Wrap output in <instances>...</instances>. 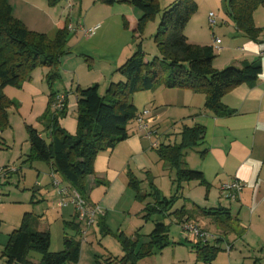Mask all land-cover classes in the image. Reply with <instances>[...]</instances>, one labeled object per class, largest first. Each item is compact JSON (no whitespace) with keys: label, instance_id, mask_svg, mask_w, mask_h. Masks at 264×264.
<instances>
[{"label":"crops","instance_id":"obj_1","mask_svg":"<svg viewBox=\"0 0 264 264\" xmlns=\"http://www.w3.org/2000/svg\"><path fill=\"white\" fill-rule=\"evenodd\" d=\"M6 1L14 18L29 31L53 39L58 30L67 26L69 35L66 53L60 58L58 77L51 87L46 82L48 69L43 67L35 69L20 88H4L3 93L16 106L11 109L16 111L17 118L14 124V115L9 109V128L0 134L3 142L0 147L6 149L5 152L0 149V167L10 164L12 159L29 163L26 161L30 150L27 127L34 128L39 136L47 139L48 117L44 119L43 115L51 94L66 97L67 108L58 123L68 134H76V90L97 85L99 94L104 96L111 83L124 81L117 69L136 51L140 41L137 22L141 17V12L128 2L107 5L99 0L94 1L81 18L83 0H79L78 16L75 18V0H65L66 5L62 9L59 4L49 7L46 0ZM175 1L163 0L162 8H168ZM202 3L204 7L198 4V12L184 30L189 43L211 46L216 70L239 68L244 62L260 63L262 70L259 79L252 86L239 85L222 97L221 103L230 112L224 116H216L205 109L203 94L187 90L160 87L132 96L131 102L137 113L149 110L148 120L158 135L144 138L133 123L128 127L127 139L95 158L93 173L86 178L85 196L90 205L100 206L103 216L89 229L84 242L80 241V236L77 237L81 242L77 264H104L109 258H122L125 251L121 241L125 238L130 240L134 252H137L150 241V235L158 224L167 228L169 244L161 251L139 260L137 264H208L197 257V240L191 241L192 252H188L183 240L190 241L183 233H179L178 239H173L169 237V226L163 222L150 224L155 215L172 219L171 223L179 231L182 230L183 221L192 220L213 234L214 238L206 244L215 246L219 251L211 264L221 251L226 253L223 256L226 264H264V8H258L253 14V23L259 35L251 39L238 31L227 12L226 0H202ZM209 13L215 15L214 27L209 26ZM215 39L220 40L218 46L214 44ZM145 55L144 61L148 62ZM194 127L203 129V138L197 146L185 151L183 162L185 168L202 173L205 185L197 181L184 182L177 188L175 169L160 160L157 150L161 145L180 144L183 130ZM22 131L27 134L26 139ZM156 141L157 145L153 146ZM16 146L19 155L11 154L9 160L1 156L12 153ZM160 162L164 163L161 165L162 170H170V176H173L172 172L175 175V179L170 177L168 193L173 195L169 198L164 196L162 190L156 189L151 194L143 187L147 180L156 178L153 170L158 169ZM39 168L44 171L46 168V175H42L40 182L47 177V184L52 187L49 195L56 199L57 209L47 211L49 216L43 211L39 214L25 212L16 222L7 219L0 210V264H7L2 252L9 236L19 229L26 214L31 216V230L49 234V251L52 253L63 250L65 236H74L73 231L64 227V222H72L75 218L73 205L66 202L60 206L61 197L52 186L49 165ZM130 177L136 180L138 191L129 185ZM232 180L240 181L244 187L237 201L225 203L220 199L219 188ZM194 196H197V200ZM156 198H175L176 201L163 212V207L154 210V207L157 208ZM32 202L31 199L30 204ZM178 202L180 207L174 209ZM182 208L193 213V217L188 219L186 214L179 221L174 213L180 212ZM196 208L228 210L236 219L233 231L220 230L210 217L199 214ZM52 221L58 222L62 228L60 240L55 242L53 249L49 227ZM146 228H151V232L145 236L141 232ZM66 230L72 234L68 235ZM107 238L117 244L107 241ZM33 253L37 252L29 253L27 260L38 264L41 256L37 253L39 257H33Z\"/></svg>","mask_w":264,"mask_h":264},{"label":"trees","instance_id":"obj_2","mask_svg":"<svg viewBox=\"0 0 264 264\" xmlns=\"http://www.w3.org/2000/svg\"><path fill=\"white\" fill-rule=\"evenodd\" d=\"M49 7H55L61 0H46ZM107 5L128 2L141 12L137 22L138 39L147 23L158 14L155 42L161 59L144 61L140 43L133 55L117 69L124 81L111 83L106 94L101 96L97 85L76 90L77 130L75 135L68 134L58 123L66 111H54L52 104L56 94H51L43 118L48 117L49 134L47 139L39 132L27 127L30 146L27 162H43L59 180L68 187L85 196L86 178L93 173V163L97 155L112 150L127 139L128 126L134 121L137 110L131 102L135 93L153 91L160 87L181 89L205 96V109L216 116L229 115L230 112L221 103L222 97L239 85L255 84L261 74V64L244 62L241 67H226L216 70L211 46L189 43L184 34L186 25L195 14L197 6L194 0H177L168 8H160L158 0H99ZM229 16L238 31L251 39L259 35L253 23V14L258 8H264V0H226ZM69 32L67 26L58 30L53 39L44 34L29 31L24 24L15 19L6 0H0V133L9 128L8 110L15 108L3 90L5 87L20 88L30 79L37 68H47L46 82L51 87L58 77L61 56L65 52ZM201 127L185 128L180 144L161 145L157 150L161 161L168 163L176 171L177 188L184 182L197 181L205 185L200 171L184 167L185 151L197 146L203 138ZM0 144H3L0 138ZM129 185L138 191L136 180L130 177ZM86 197V196H85ZM176 199L156 198L155 209L167 210ZM151 209V208H150ZM199 214L210 217L215 225L225 232L233 231L236 221L226 209L196 208ZM179 221L193 213L184 208L175 212ZM31 216L26 214L19 229L9 236L7 246L2 252L7 264H32L27 260L29 253L37 252L41 259L38 264H77L80 257L81 242L77 239L81 225L76 221L64 222V227L74 232L72 237H64L61 252L49 251L50 237L46 232L33 231L30 228ZM125 255L109 258L104 264H137L139 260L155 254L165 248L168 242L167 228L158 224L150 235V241L134 252L129 239L121 241ZM197 257L211 264L219 249L215 246L196 245Z\"/></svg>","mask_w":264,"mask_h":264},{"label":"rangeland","instance_id":"obj_3","mask_svg":"<svg viewBox=\"0 0 264 264\" xmlns=\"http://www.w3.org/2000/svg\"><path fill=\"white\" fill-rule=\"evenodd\" d=\"M94 1H97V0H83L82 1L83 3H82V17L81 18L84 17V14L86 13L85 10L89 9L92 6V2H94ZM194 1L196 3V6H197V10L195 12V14H196L198 12V9H199L198 4H200L201 8L204 7V4L202 3V0H194ZM65 2H66L65 0H61L59 2V6L61 9L65 7V5H66ZM159 5L163 11L164 10L162 8L164 5L163 0L159 1ZM74 6H75L74 7V9H75L74 17L77 18L79 0H75ZM160 15L161 14H158L155 17V19H153L147 23V25L143 29L142 38L139 41L140 46H141V50L143 53L146 54L145 57L147 58L148 62H151L154 58H157L159 60L161 59L160 53H159L158 48H157V43L155 42V36H156L158 25L160 22ZM193 16L191 17V19L193 18ZM197 19H198V17H197ZM207 30H209V29H207ZM15 113H16V111L14 109H11V114L14 115L12 118V120L14 121L13 122L14 124L16 123V121L14 119L17 118V115H15ZM133 123L134 122H131L129 125H132ZM22 133L24 134V137L26 139L27 134L24 131H22ZM9 139H10L9 140L10 142L9 141L8 142L11 144L12 143L11 136ZM1 148H3V147L1 146L0 149ZM1 150H3L4 152L6 151V149H1ZM18 151H19V148L16 146V148L12 151V153L7 152L6 154H2L1 156H5L6 159L9 160V157L12 156L11 154H16ZM11 161H13L14 163L11 162L7 166H3V167H9L15 171L10 172L6 175L0 176V201L2 202L1 206H0L1 212H4V216H6L7 219L9 218L11 221H15V222L18 219V217L22 216L23 213H25V212H33L34 211L35 213L39 214V213H41V211H43V212L47 213L46 214L47 216H49V212H47V211H49V210L53 211V210H56L57 208H56V199L52 198L51 195H49L51 193L52 187H50V185L47 184L48 183L47 177L45 180H42L40 182L42 175L43 174L46 175L45 165H47V164L40 163V162H35V163L33 162L32 164H30V163H24L23 161L14 160V159H12ZM162 164H164V163L160 162L158 169L156 171L153 170V172L156 173L155 174L156 178L155 179L150 178L149 180H147L145 182V184H143V187H145V189L148 191V193H151V194L156 189L160 190V191L162 190V192L164 193V196L169 198L170 195H173V194H170V192L168 193V189L170 190V184H171L170 183V177H173V179H175V175H174V172L171 171L173 173V176H170V170H166V169L162 170V168H161ZM39 166H44L45 171L41 170L39 168ZM0 168H2V167H0ZM49 174H50V172H49ZM56 178H59V177L56 176ZM190 183H195V182L192 181ZM37 188H40V189L36 190ZM195 192H197V191H195ZM32 196H33V198H32ZM194 197H196V200H197V196H194ZM31 199L33 200L32 204H30ZM220 199L225 203H229V201H226V200L222 199L221 197H220ZM35 201H37V202L34 203ZM200 203H202V202H200ZM179 207H180V202H178L176 204L174 209H178ZM171 220L172 219L169 220V218L162 217L161 215H155L152 217L150 224L153 222H158V221L163 222L165 225L169 226V237H171L173 239H178L179 233L184 234V232L181 229L179 231L178 227L174 223H171ZM49 227H50V231H51V240H52L51 246L53 249L55 242L60 240V237L62 235V228L60 227L58 222H54V221L49 223ZM150 232H151V228H148V229L146 228V229H143L141 234L146 236ZM66 233L68 235L72 234L71 232H69V230H66ZM184 236H186V235L184 234ZM107 241H111V243L117 244L111 238H107ZM183 243L188 248V252L189 251L192 252V249H191L192 244H190L191 241L186 242V240L184 239ZM183 251L185 252L187 250H183ZM224 254H226V253L221 251L218 255L217 260L213 264H226V262L223 261V256H225ZM32 256L33 257H39V254L33 253ZM164 256L166 258H168L167 254H165ZM198 264H204V263H198ZM245 264H248V263L245 262Z\"/></svg>","mask_w":264,"mask_h":264},{"label":"built area","instance_id":"obj_4","mask_svg":"<svg viewBox=\"0 0 264 264\" xmlns=\"http://www.w3.org/2000/svg\"><path fill=\"white\" fill-rule=\"evenodd\" d=\"M208 23L210 27L216 25L215 15L209 13ZM91 32V31H89ZM215 46L220 44L219 39L214 40ZM66 97L64 95H57L54 98L52 109L54 111H61L65 107ZM149 110H143L138 112L134 118V123L137 126L138 132L147 139H150L152 136H157L158 131L156 128L151 126V123L148 120ZM157 145V141L153 143V146ZM9 167L0 168V176L6 175L10 172H14ZM50 177L52 186L57 189L59 196L61 197L60 206L66 204V202L71 203L75 210L76 221L81 225L80 228V241L84 242L87 232L94 225L97 219L103 216V211L100 206L90 205L87 201V198L80 194L78 191L68 187L63 184L54 173L50 170ZM243 184L238 180H232L222 184L219 188V195L222 199L226 201L235 202L239 199L240 193L243 190ZM181 228L189 241L197 240L202 244H206L210 239L214 238V235L208 232L207 230L200 227L196 222L192 220H185L181 223Z\"/></svg>","mask_w":264,"mask_h":264}]
</instances>
